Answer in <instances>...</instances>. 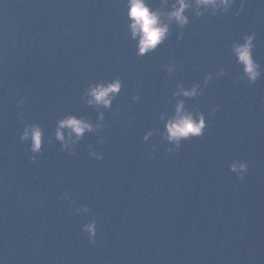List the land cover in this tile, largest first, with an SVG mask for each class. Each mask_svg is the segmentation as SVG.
<instances>
[{
    "label": "water",
    "instance_id": "water-1",
    "mask_svg": "<svg viewBox=\"0 0 264 264\" xmlns=\"http://www.w3.org/2000/svg\"><path fill=\"white\" fill-rule=\"evenodd\" d=\"M238 4L216 16L186 10L182 39L172 24L163 44L137 56L126 0H0L2 264H264V2L246 0L236 15ZM247 32L256 33L261 71L252 84L238 79L230 51ZM170 60L171 73L162 67ZM221 67L226 74L204 85ZM115 76L120 91L99 108L104 142L86 131L61 150L57 120L95 123L98 109L81 94ZM193 82L202 96L172 95ZM177 100L203 112L206 128L166 152L174 146L161 132ZM212 105L220 107L209 114ZM26 123L44 132L35 161L19 139ZM89 145L103 158L90 157ZM234 159L249 164L243 180L230 170ZM65 190L74 204L60 198ZM91 217L95 245L81 231Z\"/></svg>",
    "mask_w": 264,
    "mask_h": 264
},
{
    "label": "clouds",
    "instance_id": "clouds-1",
    "mask_svg": "<svg viewBox=\"0 0 264 264\" xmlns=\"http://www.w3.org/2000/svg\"><path fill=\"white\" fill-rule=\"evenodd\" d=\"M264 2V0H262ZM236 0H159L157 6H153L150 0H126V16L128 19V29L130 36L136 41V55L142 56L148 52L154 51L158 45L165 42L171 31L170 25L175 24L178 31L177 39H182V29L189 23V16L186 10H190L196 17H202L205 14L216 16L218 14H227ZM246 0H239L236 15H239L240 9L245 6ZM255 32L241 34L240 38L233 40L230 45V51L235 56L236 62L241 65L242 74L238 79H245L247 83H255L261 75L260 64L252 55L254 48ZM165 71L171 73L175 70V61L170 60L162 64ZM226 74V70L221 67L217 73H205L203 84L207 83L216 76ZM121 79L119 76L111 80H103L96 83H90L88 88L81 94V98H86V103L96 106L97 119L93 123L85 117L75 115H66L56 122L54 136L60 142L61 150L72 151L76 142L80 140L83 134L88 132H97V145L104 142L102 129L106 127L104 123V113L99 108H109L114 96L120 91ZM173 96H183L194 98L203 95V88L200 82H193L191 87L185 88L177 83L176 90L172 92ZM139 94L132 96V101L139 100ZM264 102V97L261 98ZM23 98L17 101L23 104ZM219 105H212L209 114L215 113ZM164 119V114H161ZM206 128L205 115L198 109L195 111L185 107L184 100H177L172 114L164 120V131L161 132L163 139L169 141L174 147L166 149V152H175L180 147L181 140H187L192 137L202 136ZM152 129L144 132L143 140L147 141L153 135ZM43 129L36 123H26L20 131V141H30L27 149L31 153L28 157L30 161L37 159L36 153L41 151V145L44 142ZM48 143H51L49 137ZM88 155L96 160L103 158V154L93 145L88 146ZM149 158L151 154L149 153ZM230 170L236 174L237 180H243L249 170V164L245 160L234 159L229 165ZM61 199L71 200L68 192L61 193ZM77 213L84 212L88 214L89 209L86 204H78L75 208ZM97 222L94 217L89 218L81 225V231L88 236L90 244L95 245ZM2 264V262H0Z\"/></svg>",
    "mask_w": 264,
    "mask_h": 264
}]
</instances>
